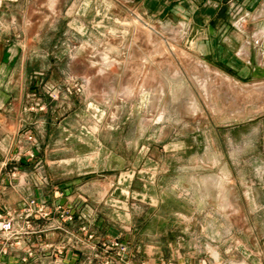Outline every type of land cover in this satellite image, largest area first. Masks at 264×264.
<instances>
[{
  "label": "rangeland",
  "instance_id": "obj_1",
  "mask_svg": "<svg viewBox=\"0 0 264 264\" xmlns=\"http://www.w3.org/2000/svg\"><path fill=\"white\" fill-rule=\"evenodd\" d=\"M37 4L35 22L21 23L36 158L59 184L83 179L66 203L95 211L96 240L72 228L84 242L58 254L42 247L65 232L43 231L34 249L47 262L35 264H103L102 244L90 246L115 236L129 264H264V80L225 83L180 28L147 22L126 0Z\"/></svg>",
  "mask_w": 264,
  "mask_h": 264
},
{
  "label": "crops",
  "instance_id": "obj_2",
  "mask_svg": "<svg viewBox=\"0 0 264 264\" xmlns=\"http://www.w3.org/2000/svg\"><path fill=\"white\" fill-rule=\"evenodd\" d=\"M126 1L147 22L180 28L183 42L195 56L216 68L217 73L229 75L222 74L227 79L225 83L264 80V0ZM51 4L50 1L49 6ZM37 5V0H0V211L18 208L30 197L45 198L52 205L53 199L59 198L60 192H63L61 200L64 202L82 196L77 187L82 178L72 181L60 178L59 184L58 178H53L51 164H48L47 159L41 167L37 166L38 160L26 156V150L32 147V142L26 138L27 134H35L39 122L38 112L34 110L37 102L36 85L30 75L33 68L24 43L25 39L30 40L31 37L23 30L21 23L35 22ZM22 7L26 8L23 14ZM52 112L46 114L48 124L52 123ZM18 152H23L21 161L13 160ZM16 167L20 171L14 177L12 171ZM40 167L47 168L44 171L47 183L43 185H37L36 180L39 178L36 171ZM13 178H20L19 186H11ZM9 194L10 198H7ZM94 212L89 206L84 207L77 211L75 222L67 227L79 231L82 215L90 220ZM94 219H91L92 223ZM38 222L47 223L46 220ZM63 236V239L67 238L66 233ZM33 240L35 242L32 245H39L36 243L39 241L38 236ZM38 251L35 250V256L29 264L47 262L43 253L41 255ZM14 254L12 258L23 252Z\"/></svg>",
  "mask_w": 264,
  "mask_h": 264
},
{
  "label": "built area",
  "instance_id": "obj_3",
  "mask_svg": "<svg viewBox=\"0 0 264 264\" xmlns=\"http://www.w3.org/2000/svg\"><path fill=\"white\" fill-rule=\"evenodd\" d=\"M26 138L32 142V147L26 150V156L37 160L35 135L28 133ZM22 158L23 152H18L13 156V160L15 161H21ZM36 163L37 166L41 165L40 161H36ZM18 171H20V168L16 167L12 171V176H18ZM37 179V185L47 183V178L40 173ZM14 180H19L20 182V178H13ZM62 196L63 192H60L59 198L52 205H49L48 201L44 198L30 197L24 200L18 208H5L0 211V264H29L30 259L35 256L34 245H32L34 236L49 229H60L67 234V242L58 245L46 243L42 247L46 250L57 249L58 254H63L68 246L75 248L76 244L84 242L83 235L87 237L88 242L96 240V233L91 230V224L86 216L82 215L83 220L79 227L82 236H79L67 227L75 222L77 210L72 204L62 201ZM34 220H46L48 224L45 225L46 227L38 228V225L34 224ZM99 243L102 244L101 248L108 253V255L105 254L103 256V264H129L130 247L120 239V236L106 239L104 242L97 241L90 246L93 251L99 249ZM115 249L119 256L118 261L110 255V250ZM21 251L23 252L22 255L15 258L11 257L15 255V252L20 253ZM95 256H99V254L95 253Z\"/></svg>",
  "mask_w": 264,
  "mask_h": 264
},
{
  "label": "bare ground",
  "instance_id": "obj_4",
  "mask_svg": "<svg viewBox=\"0 0 264 264\" xmlns=\"http://www.w3.org/2000/svg\"><path fill=\"white\" fill-rule=\"evenodd\" d=\"M211 74H212V73H211ZM215 75H216V77H221L222 74L220 75L219 73L215 72ZM213 77H214V76H213ZM216 77H215V78H216ZM221 79H223L224 81H227L226 78L221 77ZM224 81H223V82H224Z\"/></svg>",
  "mask_w": 264,
  "mask_h": 264
}]
</instances>
